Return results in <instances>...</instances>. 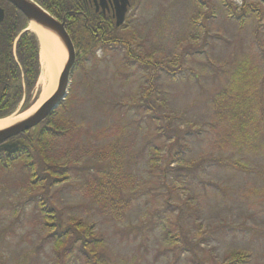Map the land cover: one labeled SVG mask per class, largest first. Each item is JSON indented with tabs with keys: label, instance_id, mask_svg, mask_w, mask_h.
<instances>
[{
	"label": "rangeland",
	"instance_id": "obj_1",
	"mask_svg": "<svg viewBox=\"0 0 264 264\" xmlns=\"http://www.w3.org/2000/svg\"><path fill=\"white\" fill-rule=\"evenodd\" d=\"M231 1L247 5L242 24L221 0H132L116 30L127 44L96 51L69 79L58 115L79 125L92 145H121L135 180L119 194L127 205L107 210L90 190L95 170L84 168L96 160L86 157V164L68 162L61 170L68 178L41 198L57 225L91 228L106 264H221L237 250L248 253L245 264H264V123L251 146L233 148L212 119L214 96L241 61L256 68L257 98L264 93V3ZM166 125L188 146L179 156L176 146L169 153ZM178 158L192 170L179 169ZM23 166H0V259L54 264L55 241L44 240L54 227L30 201L40 197L42 181L27 183ZM180 232L184 239L176 238ZM71 251L68 264H78L76 245Z\"/></svg>",
	"mask_w": 264,
	"mask_h": 264
},
{
	"label": "trees",
	"instance_id": "obj_2",
	"mask_svg": "<svg viewBox=\"0 0 264 264\" xmlns=\"http://www.w3.org/2000/svg\"><path fill=\"white\" fill-rule=\"evenodd\" d=\"M35 1L54 16L65 19V28L78 52L71 76L78 68L83 70V62L93 59L96 51H108L115 46L127 44L117 37L116 28L109 17L98 18V21H101L99 23L101 28L95 32L96 15L92 11L84 15L76 14L79 7L72 0ZM258 1L264 3V0ZM221 2L223 5L229 4L230 18L240 24L249 15L246 4L238 6L229 0H221ZM0 7L5 13L3 21L0 22V118H3L16 110H26L38 97L36 83L40 73V63L38 39L34 33L25 30L27 26L25 17L5 0H0ZM254 10L258 11V9ZM263 15L264 12L259 11V16ZM145 64L150 65L148 61L144 62L143 66ZM164 68L169 74H174L176 71L168 64ZM230 75L228 83L220 87L214 96L215 114L212 119L224 134L220 137L222 141H227V144L233 148L248 147L253 144L257 135L260 136V125L264 123V93L261 92L257 98L256 84L259 79L256 77V68L250 62L241 61ZM151 90L150 87L147 89L148 95ZM66 101L67 99L56 110L51 111L34 130L16 136L24 146L14 154L0 152V166L3 169L9 168L16 160H21L27 170L26 182L35 181L34 188H36L42 181L43 189L42 192L40 191V197L37 199V196H34L30 201L35 199V208L41 213V219L46 227H54L44 238L45 241H55L54 264H68V259H72L71 250L75 245L79 250L76 258L78 264H106L104 254L99 247L101 239L92 232L91 228L80 226L78 222L66 226L57 225L55 213L47 207V202L45 198H41V194H45L51 186L68 178V174L61 171L68 162L83 159L82 164H86L84 158L92 157L96 162L84 168V171L92 174L95 170L92 176L93 185L90 187L94 198L107 210L114 206L121 208L127 204L119 194L133 186L135 175L127 170L123 152L125 150L121 145L117 143L105 146L95 143L92 145L83 138L85 134L79 125L58 115L59 110L64 109ZM147 101L151 104L148 97ZM158 119L162 120L163 116L158 115L154 118L155 121ZM252 127L256 132L251 138L248 131ZM170 129L172 130L166 125L162 133L166 134ZM179 132L172 130L168 136L169 140H173L169 145V153L172 147L176 146L177 152L174 154L176 156L188 149L187 144L179 141L181 139ZM176 162L180 163L179 169L192 170L190 169L192 166L183 164L179 158ZM216 162L221 165L224 163ZM227 164L240 169L239 162H227ZM36 176L39 178L35 179ZM179 237L184 239L181 232L176 236L177 239ZM247 262L248 253L237 250L231 252L221 264ZM0 264H5L4 260L0 259Z\"/></svg>",
	"mask_w": 264,
	"mask_h": 264
},
{
	"label": "water",
	"instance_id": "obj_3",
	"mask_svg": "<svg viewBox=\"0 0 264 264\" xmlns=\"http://www.w3.org/2000/svg\"><path fill=\"white\" fill-rule=\"evenodd\" d=\"M6 1L19 10L29 24H36L51 32L57 38L65 53L61 70L58 75L57 85L52 94L46 98V100H44V102L40 104L32 114L10 126L0 129V150L13 153L17 150L18 143L16 141H9V139L24 131L33 129L42 122L51 111L55 110L61 101L64 100L65 95L67 94L70 72L74 66L76 53L74 45L65 30L64 19L61 21L58 20L33 0ZM127 4L128 0H118V6L116 7V27L123 23ZM3 19L4 10L0 7V22L3 21Z\"/></svg>",
	"mask_w": 264,
	"mask_h": 264
},
{
	"label": "bare ground",
	"instance_id": "obj_4",
	"mask_svg": "<svg viewBox=\"0 0 264 264\" xmlns=\"http://www.w3.org/2000/svg\"><path fill=\"white\" fill-rule=\"evenodd\" d=\"M28 29L37 36L40 44L41 74L38 79L40 94L37 101L24 113H14L8 117L1 118L0 129L32 114L43 100L52 94L57 85L60 67L65 57L63 47L51 32L33 23L29 24Z\"/></svg>",
	"mask_w": 264,
	"mask_h": 264
},
{
	"label": "flooded vegetation",
	"instance_id": "obj_5",
	"mask_svg": "<svg viewBox=\"0 0 264 264\" xmlns=\"http://www.w3.org/2000/svg\"><path fill=\"white\" fill-rule=\"evenodd\" d=\"M73 2L77 3L79 7V11H76V14L84 15L85 13L92 11L97 18V25L96 30L97 32L100 26V20L98 21L99 17L104 18H111L115 23V16H116V7L118 6V0H72ZM128 9L127 14L132 9V0H128Z\"/></svg>",
	"mask_w": 264,
	"mask_h": 264
}]
</instances>
